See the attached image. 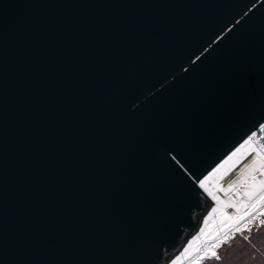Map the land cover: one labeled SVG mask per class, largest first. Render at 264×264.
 <instances>
[{
  "label": "water",
  "instance_id": "95a60500",
  "mask_svg": "<svg viewBox=\"0 0 264 264\" xmlns=\"http://www.w3.org/2000/svg\"><path fill=\"white\" fill-rule=\"evenodd\" d=\"M263 121L264 0H0V264H169Z\"/></svg>",
  "mask_w": 264,
  "mask_h": 264
},
{
  "label": "rangeland",
  "instance_id": "374dc122",
  "mask_svg": "<svg viewBox=\"0 0 264 264\" xmlns=\"http://www.w3.org/2000/svg\"><path fill=\"white\" fill-rule=\"evenodd\" d=\"M248 139L249 137L247 136L243 138L225 155L223 159L216 163L201 177V179L199 180V184L200 181H205V187L203 189L207 193H209L210 195L214 193L215 182L238 160V163H236L231 169L233 172H229L227 174V176L231 177L237 176V178L233 179L231 187L229 186V188L227 189V191H229V194L233 199H236L238 196L253 197L259 191L260 193L262 192V190L264 189V175H261V172L264 171V167H262L264 166L263 159L259 156L258 153L250 149L253 146L252 140L245 146V141H247ZM234 168L237 169L234 170ZM251 177L256 179L255 183L257 182L258 185L254 184V186L252 187L251 181L246 182V180ZM215 201L217 203L216 205L218 207V212L207 222L203 232L195 237L187 246V248L177 256H184L185 260H187L186 264H191V262L196 260L200 255L202 256L207 253L214 246V243H218L219 240L223 238L224 234H226L229 230H231V228H233V226L229 222L234 223L235 230L237 229L238 231L242 232V228L246 230L249 226L264 221V216L258 215V212L256 211L243 218L239 217L238 214L240 213V211H238L236 208L238 203L233 205L231 204L228 208H224L221 207L223 206L222 199H217ZM224 222H227V224L223 225L226 233L223 232L224 234L222 233V236H217L216 228ZM261 232H264V230ZM248 233L250 232L248 231L247 234L243 235L245 239L250 240L252 243L255 242L256 238L254 236V233ZM261 238H264V234L261 236ZM260 240L256 242L262 245L259 247L263 248L264 251V239L262 241ZM201 247H203V250L200 249ZM257 264H264V254L257 260Z\"/></svg>",
  "mask_w": 264,
  "mask_h": 264
},
{
  "label": "trees",
  "instance_id": "16d2710c",
  "mask_svg": "<svg viewBox=\"0 0 264 264\" xmlns=\"http://www.w3.org/2000/svg\"><path fill=\"white\" fill-rule=\"evenodd\" d=\"M256 212H258V215L264 216L259 211ZM263 230L264 221L249 226L246 230L242 228V232L237 229H231L227 233L225 231L224 233L226 234H224L223 238H220L221 240L218 243H214L219 259H201L200 257L208 254L207 252L202 256L200 255L191 264H257V260L264 254L263 248L259 247L262 245L256 242L264 239L261 238L264 234V232H261ZM248 231L254 233L255 242L252 243L243 236Z\"/></svg>",
  "mask_w": 264,
  "mask_h": 264
},
{
  "label": "built area",
  "instance_id": "2783aa9c",
  "mask_svg": "<svg viewBox=\"0 0 264 264\" xmlns=\"http://www.w3.org/2000/svg\"><path fill=\"white\" fill-rule=\"evenodd\" d=\"M253 133H255V135H253ZM247 137H252L251 140H252L253 146L250 149H252L256 153H258L259 156L264 160V121L262 123H259L255 129L250 131V133ZM238 161L236 163H238ZM236 163H234L233 166H231L225 173H223L219 177V179L215 182L214 193L211 195V197L214 198L215 200L216 199H222L223 200V206H221V207H224V208H228L231 205V203L233 202L228 197L226 191L229 188V186L231 185V183L233 182V179L237 178V176L231 177V176H227V174L229 172H233L231 169H232V167H234V165ZM236 169L237 168H234V170H236ZM243 198H245V197H243ZM256 199L259 201V207L264 206V189L262 190L261 193L258 192L255 196L251 197V201H252L251 204ZM229 223H231V225L233 226V228H231V229H235L234 223H232V222H229ZM225 224H227V222H224L223 224L217 226V228H216L217 229V231H216L217 236H222L224 234L223 232H225V229L223 228V225H225ZM202 248L203 247H201L200 249L203 250ZM186 262H187V260H185V257L180 256V257H176L169 264H186Z\"/></svg>",
  "mask_w": 264,
  "mask_h": 264
},
{
  "label": "snow or ice",
  "instance_id": "6c2138e0",
  "mask_svg": "<svg viewBox=\"0 0 264 264\" xmlns=\"http://www.w3.org/2000/svg\"><path fill=\"white\" fill-rule=\"evenodd\" d=\"M253 135H255V133H253ZM252 137H249V139L247 141H245V146L251 141ZM235 155V154H234ZM264 167V166H262ZM261 175H264V171L261 172ZM200 187L204 188L205 187V181H200ZM231 187V185H230ZM216 210L213 209V212H215ZM205 223H207V221H205ZM201 259H219V257L217 256V253L215 251V246H213L209 251L208 254L204 257H200Z\"/></svg>",
  "mask_w": 264,
  "mask_h": 264
},
{
  "label": "bare ground",
  "instance_id": "6f19581e",
  "mask_svg": "<svg viewBox=\"0 0 264 264\" xmlns=\"http://www.w3.org/2000/svg\"><path fill=\"white\" fill-rule=\"evenodd\" d=\"M223 158H224V157H223ZM223 158H222V159H223ZM263 165H264V160H263ZM210 169H211V168H210ZM212 200L214 201V203H213V204H214V206H215L216 208H218V207H217V205L215 204V203H216V201L214 200V198H212ZM217 212H218V211H217ZM217 212H216V213H217Z\"/></svg>",
  "mask_w": 264,
  "mask_h": 264
},
{
  "label": "flooded vegetation",
  "instance_id": "af4514ba",
  "mask_svg": "<svg viewBox=\"0 0 264 264\" xmlns=\"http://www.w3.org/2000/svg\"><path fill=\"white\" fill-rule=\"evenodd\" d=\"M246 202L249 205V204H251L252 201L251 200H247Z\"/></svg>",
  "mask_w": 264,
  "mask_h": 264
}]
</instances>
